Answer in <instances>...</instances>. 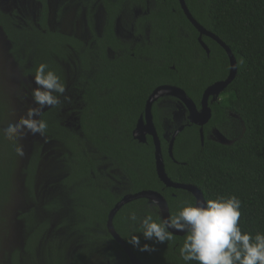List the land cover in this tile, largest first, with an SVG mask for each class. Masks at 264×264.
Wrapping results in <instances>:
<instances>
[{
    "label": "trees",
    "instance_id": "trees-1",
    "mask_svg": "<svg viewBox=\"0 0 264 264\" xmlns=\"http://www.w3.org/2000/svg\"><path fill=\"white\" fill-rule=\"evenodd\" d=\"M92 1L81 4L89 13ZM101 1L107 13L104 32L97 37L87 18V42L59 28L79 0H60L52 27L49 0L0 4V61L6 57L16 77L11 95L0 69V130L37 106L31 92L39 63H47L66 89L59 105L43 111L48 123L44 136L31 134L27 144L21 137L9 140L0 131V264H90L94 257L103 264H130L106 229L115 204L125 195L154 191L166 200L171 216L179 210V200L195 203L192 194L162 184L151 138L139 143L132 132L148 96L159 86L180 88L198 108L204 90L227 78V55L206 37L202 40L209 54L204 52L178 0H151L148 8L145 0ZM184 2L198 24L230 49L236 75L216 101L208 100L211 118L203 127V144L197 126L185 125L182 118L173 122L176 99L153 104L165 173L174 183L196 187L204 200L237 196L242 230L264 233V0ZM125 3L147 11L137 21L141 41H125L113 31ZM142 21L149 24L147 32ZM164 101L169 102L166 112L160 107ZM230 115L239 118L241 131L223 144L210 133L220 131ZM182 125L170 158L171 136ZM17 146L23 147L22 157ZM49 160L59 164L56 173L61 178L42 191L37 175ZM150 203L138 199L124 205L113 219L115 232L142 264H185L178 250L186 234L155 245L151 252L128 243V213L143 215ZM152 214L161 219L158 209Z\"/></svg>",
    "mask_w": 264,
    "mask_h": 264
},
{
    "label": "clouds",
    "instance_id": "clouds-1",
    "mask_svg": "<svg viewBox=\"0 0 264 264\" xmlns=\"http://www.w3.org/2000/svg\"><path fill=\"white\" fill-rule=\"evenodd\" d=\"M34 83L36 87L31 95L37 106L29 107L17 122L0 130L9 140H17L28 133L44 136L48 123L42 118L43 111L59 105V97L66 91L60 76L47 63L37 65ZM15 151L18 156L24 155L22 146H17ZM159 207V201L153 199L143 215L131 210L126 217L131 229L128 243L139 251H155V245L171 241L172 232L180 231L186 233L178 250L185 264L190 261L198 264H264V233L253 235L242 230L241 200L237 196L220 195L195 203L179 200V210L174 215L157 220L152 211ZM141 237L145 241L143 244Z\"/></svg>",
    "mask_w": 264,
    "mask_h": 264
},
{
    "label": "water",
    "instance_id": "water-1",
    "mask_svg": "<svg viewBox=\"0 0 264 264\" xmlns=\"http://www.w3.org/2000/svg\"><path fill=\"white\" fill-rule=\"evenodd\" d=\"M179 6L185 15L188 22L193 26V28L198 33V43L201 48L209 54L207 46L202 42L201 38L207 37L219 45L226 53L228 62H229V73L227 78L224 81L217 82L209 87H207L201 97L200 101V110L196 109L195 104L187 97L185 92L180 88L164 85L155 88L151 94L148 96L143 115L139 117L136 126L132 132L133 139L137 140L139 143H145L146 137H150L154 146V160H155V172L158 179L162 182L163 185L167 188L184 190L190 194L197 201H205L202 193L192 185L178 184L172 182L166 175L164 169V162L161 153L160 139L158 137L156 128L153 123L152 117V106L153 104L163 97H174L178 99L185 107L188 109L187 120L190 124H193L199 128V137L200 142L203 144V127L209 122L211 118V110L208 107V100L212 97V101H215L219 94L226 88L227 85L231 83L236 75V61L230 51V49L215 35L205 30L198 22L191 16L189 13L184 0H178ZM183 126L177 128L170 139L168 153L170 158H172V146L176 136L183 130ZM138 199H147L152 201L153 199L158 200L160 207L158 208L161 218L170 217L169 209L166 200L157 192L154 191H142L136 194L125 195L115 206L111 209L107 216L106 229L109 235L117 243V245L123 250L124 254L127 256L130 264H142L140 263L133 252L125 244V242L120 238V236L115 232L113 227V219L117 212L126 204L138 200ZM186 233L180 231H173V236H183Z\"/></svg>",
    "mask_w": 264,
    "mask_h": 264
},
{
    "label": "rangeland",
    "instance_id": "rangeland-1",
    "mask_svg": "<svg viewBox=\"0 0 264 264\" xmlns=\"http://www.w3.org/2000/svg\"><path fill=\"white\" fill-rule=\"evenodd\" d=\"M26 1V0H25ZM60 0H50V25L52 27V23H53V19H54V10L55 7L57 6V4L59 3ZM18 2V0H0V4L1 6L3 5V7L5 6H14V3ZM32 3L27 4V9H30L32 7ZM130 16H124L123 18H121V20H119V23L117 25V29H118V33H123L125 35H127L126 33V28L129 24V22L131 21ZM98 25H101V20H98L97 22ZM59 28L61 29V31L63 33L66 34H74L76 36H82V37H86L85 35V27H84V23L83 20L81 18H79V20H77L76 18V7L72 8L67 15L64 17L61 25L59 26ZM83 29V31H81ZM123 35V36H125ZM0 48H1V41H0ZM6 58V57H5ZM4 57L2 58V60L0 61V69L3 71L4 75L7 77L6 80H4V82L7 84H9L8 88L10 90V94L14 95V88L16 87V77H15V73L13 71V69L11 68L10 63H8V60H6ZM5 67V69H4ZM8 67V68H6ZM12 77L13 80H12ZM68 85H70V83H68ZM13 97V96H12ZM12 105H14V109H18V104L16 101H13ZM161 108L164 110V112L170 110L167 109V107L161 106ZM171 113V112H169ZM20 117V115H19ZM19 120V119H18ZM178 120H180V118H178ZM221 130H217L214 129L211 133L210 136L219 141L220 143L223 144H229L232 140H234L240 133L241 131V122L239 120L238 117L230 115L228 116L225 121L224 124L222 126H220ZM30 136L31 133H28L27 135L22 136V140L23 142H26L27 144H29L30 141ZM52 155L51 153L48 154ZM52 160L49 161H45L43 162V165L40 167V170L38 172V186L40 190H45L47 191V186L48 183H54L55 181L59 180L61 178L60 173H56V171L58 172L59 169V164H52ZM48 194V193H46ZM13 240H15L17 238L16 234L14 237H11ZM90 264H103V261L101 258L99 257H94L92 258Z\"/></svg>",
    "mask_w": 264,
    "mask_h": 264
},
{
    "label": "flooded vegetation",
    "instance_id": "flooded-vegetation-1",
    "mask_svg": "<svg viewBox=\"0 0 264 264\" xmlns=\"http://www.w3.org/2000/svg\"><path fill=\"white\" fill-rule=\"evenodd\" d=\"M79 1L80 2L76 6H73V8L76 7V18H77V20H79V18H81L83 20L84 27H85V30L86 31L84 32L83 29L81 31H83L85 33L86 37H82L80 35L79 36H76L75 35V36L78 37V38H80V39H82V40H84L85 42H87L91 38V32L89 30L90 26L88 25V22H87L88 19H91L92 20L91 26H92V29H93L94 34L97 37H100L103 34V32H104V27H105L106 21H107V13L105 11L104 4L102 3L101 0H94V1H92L91 8H90V13L88 12V9L86 7H84L83 5H81L82 2L83 1H86V0H79ZM145 2L147 4L146 5L147 8L152 4L151 3L152 2L151 0H145ZM178 4H179V2H178ZM49 6H50V0H49ZM71 9H68L66 11V14L64 15V17L67 15V13ZM120 11L121 12H120L119 16L115 19L114 24H113V31H114V33L118 37L122 38L125 41L134 40V41L137 42L139 38H142V36H141V34L139 33V30H138V27H141L140 25H138V22H137L138 21V17H141L143 15L145 16L147 14V11L144 12L143 10H141L137 6V4L133 5L131 3H125V4H123L122 8H120ZM88 15H90V17H88ZM124 16H130V17H132L131 18V21L129 22V24H128L127 28H126L127 35H125L123 33H118V29H117V25L119 23V20H121V18H123ZM64 17H63V19H64ZM63 19H62V21H63ZM98 20H101V25H98L97 24ZM141 25L143 26V28L147 32V27L149 26V24L147 22H145V21H142V24ZM123 35H125V36H123ZM202 38H203V36H202ZM202 38H201V40H202ZM139 40L141 41V39H139ZM197 41H198V37H197ZM202 42H203V40H202ZM68 87H69V85H68ZM164 98H174V97H163V98H160L159 100L164 99ZM174 99H176V98H174ZM176 100H177V103L174 102V104H172L175 107V111L172 112V114H173L172 120L175 123L178 120V118H182V119L185 120L184 122H186L185 125L188 126L189 125V122L187 120V117H188V114H189L188 113V109H186V107L178 99H176ZM165 103H169V102L168 101L160 102V107L161 106H164ZM196 109L197 110H200V102H199V107L197 108V106H196ZM153 123H154V121H153ZM208 123L205 125V127L208 125ZM167 129H170V126Z\"/></svg>",
    "mask_w": 264,
    "mask_h": 264
}]
</instances>
